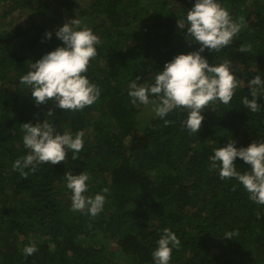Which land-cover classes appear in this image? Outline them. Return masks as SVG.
<instances>
[{"label": "trees", "instance_id": "trees-1", "mask_svg": "<svg viewBox=\"0 0 264 264\" xmlns=\"http://www.w3.org/2000/svg\"><path fill=\"white\" fill-rule=\"evenodd\" d=\"M219 2L243 27L230 45L202 55L209 63L230 59L239 85L228 104L202 109L194 133L184 127L185 109L160 118L128 95L129 81H150L165 61L199 48L177 25L194 0H0V264H154L164 227L181 242L170 264H264V205L234 178L221 179L209 160L230 140L237 147L264 140V94L259 111L242 105L251 99L247 80L264 78V0ZM59 10L101 39L86 72L100 96L75 111L35 103L20 82L31 60L63 43L50 28ZM240 45L251 47L240 52ZM46 118L61 133L82 130L83 148L22 176L12 168L29 151L21 124ZM236 163L248 167L242 158ZM81 171L90 195L109 189L96 215L71 208L64 173ZM29 243L37 251L25 256Z\"/></svg>", "mask_w": 264, "mask_h": 264}, {"label": "clouds", "instance_id": "clouds-1", "mask_svg": "<svg viewBox=\"0 0 264 264\" xmlns=\"http://www.w3.org/2000/svg\"><path fill=\"white\" fill-rule=\"evenodd\" d=\"M177 25L185 30L183 35L190 43H199V48L180 52L165 61L162 69L152 73L150 81L138 83L141 80L139 76L129 81L128 95L133 104L152 105L154 115L160 118L167 117L175 109H185L184 127L189 132L198 133L204 119L202 109L212 106L217 100L228 104L239 85L230 59L209 63L202 53L205 49L217 52L230 45L243 27V22L234 20L219 0H194L193 6L178 17ZM55 35L63 43L39 59L31 60L29 70L20 77V82L37 104L52 100L63 111L83 109L100 96V88L89 80L86 72L90 58L97 54L101 39L90 27L82 25L77 16L60 25ZM45 36L50 39L52 31L46 30ZM250 47L240 45L238 51L245 52ZM247 86L251 99L243 97L242 105L248 111L257 112L261 108L257 98L264 94V78L260 74L252 76L247 80ZM47 113L51 115L53 111L49 109ZM169 122L164 119L165 124ZM21 129L23 144L29 151L15 159L12 168L25 177L28 175L26 169L34 171L40 163L54 165L63 161L68 150L75 158L83 148L82 130L75 134L61 133L47 118L42 122H24ZM237 157L248 165L245 170H238ZM209 160L211 166L218 169L221 179L234 178L244 187L251 201L264 205V140H253L240 147L230 140L214 148ZM64 176L66 187L71 192L72 210H86L91 215L103 210L106 201L104 193L109 191L107 187L90 195L87 172H65ZM261 211L257 212V217ZM225 235L232 237L231 233ZM180 243L176 233L164 227L151 253L154 264H170L172 250ZM36 251L35 243L23 248L25 256Z\"/></svg>", "mask_w": 264, "mask_h": 264}, {"label": "rangeland", "instance_id": "rangeland-1", "mask_svg": "<svg viewBox=\"0 0 264 264\" xmlns=\"http://www.w3.org/2000/svg\"><path fill=\"white\" fill-rule=\"evenodd\" d=\"M56 14H59V16H60V19H59V24H58V26H57V24H55V22H54V27H50L51 29H53V28H55L56 27V29L60 26V25H62L63 23H65V22H67V21H69L70 19H72L71 17H69V16H67L65 13H61V11L59 10V11H57V13ZM55 17L57 18V15H55ZM55 18V19H56ZM56 21H57V19H56ZM54 30V29H53Z\"/></svg>", "mask_w": 264, "mask_h": 264}]
</instances>
